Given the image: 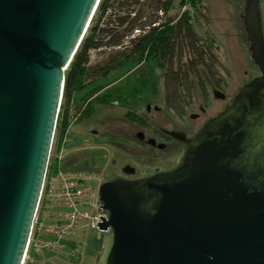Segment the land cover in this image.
Segmentation results:
<instances>
[{
  "label": "water",
  "instance_id": "95a60500",
  "mask_svg": "<svg viewBox=\"0 0 264 264\" xmlns=\"http://www.w3.org/2000/svg\"><path fill=\"white\" fill-rule=\"evenodd\" d=\"M101 0H0V264H24L66 72ZM245 0L260 76L184 141L173 171L98 189L96 264H264V34ZM177 136V135H176ZM179 136V135H178Z\"/></svg>",
  "mask_w": 264,
  "mask_h": 264
},
{
  "label": "rangeland",
  "instance_id": "374dc122",
  "mask_svg": "<svg viewBox=\"0 0 264 264\" xmlns=\"http://www.w3.org/2000/svg\"><path fill=\"white\" fill-rule=\"evenodd\" d=\"M175 1L178 2L177 0ZM186 3H181L180 6L175 3L173 9L163 15V20L165 21L167 18H177L178 16L181 17L184 12L193 9L192 5ZM196 5L198 8L195 11L192 10V27L198 42L196 44L199 45L206 40L211 41L213 52H211V56L214 59L216 58L217 68L220 70V74L225 73V71L229 69L228 72L230 74L238 76L241 75L244 70H248L250 78L255 76L257 70L247 51L249 44L243 25V19L240 18L239 15L240 11H244L245 0H199ZM147 13L151 18H148V20L144 18L143 21L147 22L149 27L141 32L136 31L132 36L133 38L143 36L149 33L153 27L157 28L160 26L158 24H156V26L152 25V10L150 8ZM146 17H148V15ZM161 26H163V24H161ZM130 39H125L124 46L117 48L107 47L100 51L92 52L91 64H103L110 54L116 55L124 53L127 51L125 48L130 46ZM185 46H179L176 49L170 64L167 65V71H163L165 77L162 76L163 73L161 70L153 67L149 63H144L121 80L96 95L92 100L95 105L96 113L89 117V120L109 115L113 119L120 117L122 122V119L129 114L126 113L128 111H135L140 114L138 108L142 106L143 102L146 100L157 102L163 98L164 86L167 89L166 91L170 94L175 95L178 90H181V95H183L182 89L178 86L180 82L178 80L179 77L181 80H184L185 77L191 79L193 77L195 78L196 74L199 75L200 72H203L200 68L184 69L185 67L183 64L190 59L189 51ZM205 58H208V56ZM163 79H165L164 82ZM157 114L158 113H153L155 119L162 117V115ZM73 115L74 112H72L71 116ZM83 124L84 122L76 123L75 126L68 131V135L66 134V137H64L62 144V147L64 146V151L61 156L64 160L58 165L63 172L70 171L75 173L76 171L87 172L85 168L90 164L91 167L89 166V170H93L96 173L99 172V174H97L99 176V181L94 183V188L99 192L98 189L102 183L100 180H108L107 168L111 166L110 160L114 157L115 149L105 138L98 141L99 149L93 150L91 147H93V143L97 142V139L83 134ZM80 135H82L81 139L79 138ZM76 140L80 141L81 146H84V148L74 146ZM56 141L57 135H55L51 158L57 157V153L55 152ZM95 156H100V160H96V163L94 162ZM96 201H98V197H94L93 202ZM87 211L91 216L96 214L92 205L87 208ZM40 212L41 211H39L38 214L39 216L41 214ZM55 212L56 209L51 207L45 211L44 231L42 230L43 232L41 233L43 240L49 243H58L62 240L67 245L73 246L74 249L72 250L74 252H69V249L65 251L64 248L49 247L46 245V242L42 240L41 243L37 242V245L33 246V254L35 252L34 256H31V250L29 251L28 249L29 253L27 252L24 264H96V258L101 251L102 241L99 240L96 245L97 247H95L94 243L95 239H100L102 234L99 231L91 230L86 226L87 224L85 222H82L81 224L86 226L84 230L75 232L71 236H63L60 238L58 235L48 231V229L57 223ZM63 212H67V210L63 209ZM36 234L37 232L34 229L31 237V244H33L34 239H36Z\"/></svg>",
  "mask_w": 264,
  "mask_h": 264
},
{
  "label": "flooded vegetation",
  "instance_id": "af4514ba",
  "mask_svg": "<svg viewBox=\"0 0 264 264\" xmlns=\"http://www.w3.org/2000/svg\"><path fill=\"white\" fill-rule=\"evenodd\" d=\"M177 1L176 4L180 6L183 0ZM152 3V25H161L170 20L168 18L163 20V15L173 9L165 8L167 0H152ZM259 9L264 30V0H260ZM243 13L240 11V18H242ZM178 17L171 19L172 22L177 23L182 18V16ZM201 44L205 46L203 52L205 57H209V61L200 66L203 72H200L199 75L196 74L195 78L188 79L185 77L184 80H181L179 77L178 86L182 89L183 95H181V90H178L175 95L170 94L164 86V96L161 100L157 102L146 100L138 108L140 114L135 111H128L126 113L129 114L122 119V122L120 117L113 119L109 115L91 120L89 117L80 119L73 116L68 131L76 123L84 122L83 134L97 139V142L93 143L94 145L91 147L93 150H98V141L105 138L115 149L114 157L110 160L111 166L107 168L108 180H100L102 183L118 179H146L175 170L182 163L187 150V143L184 138L186 140L194 138L210 119L222 113L233 102L242 87L260 76V71L253 61L257 74L251 78L248 70H244L238 76L230 74L229 69L220 74L216 58L211 56V41L206 40ZM164 81L165 79H163ZM153 113H158L157 115H162V117L155 119ZM79 138L81 139L82 135ZM74 146L84 148L78 140L75 141ZM63 148L64 146L59 152L61 156L64 151ZM61 156L60 158L57 157L60 162L64 160ZM99 157H94L95 163L96 160H100ZM88 165L91 167L90 164ZM89 166L85 168L87 172L83 173L98 178L99 172L89 170ZM90 171L93 172L89 173ZM102 238L103 235L100 239H95L94 245L99 240L102 241Z\"/></svg>",
  "mask_w": 264,
  "mask_h": 264
},
{
  "label": "trees",
  "instance_id": "16d2710c",
  "mask_svg": "<svg viewBox=\"0 0 264 264\" xmlns=\"http://www.w3.org/2000/svg\"><path fill=\"white\" fill-rule=\"evenodd\" d=\"M198 1L183 0L182 4L187 2L186 4L192 5L193 9L184 12L177 23H173L170 19L163 26L150 28L149 33L137 38L132 37L136 31L141 32L149 27L143 19L151 18L147 11L153 5L152 0L100 1L90 27L66 72L56 129V153H59L62 148L73 116L80 119L92 116L95 113L93 98L140 65L149 63L163 73L167 71V65L170 64L176 49L185 45L190 59L183 64L184 69L200 68L209 61V57L205 58L203 52L205 46L201 43L196 44L198 42L192 27V10L195 11L198 8L196 5ZM174 3H176L175 0H167L165 8L172 9ZM125 39H130V46L125 48L127 51L116 55L110 54L103 64H91L92 52L107 47L124 46ZM162 76L165 77V74L163 73ZM72 112H74L73 116H71ZM59 162L57 157L50 158L47 179L60 170L61 162ZM30 250L31 256H34L33 244L30 245Z\"/></svg>",
  "mask_w": 264,
  "mask_h": 264
},
{
  "label": "built area",
  "instance_id": "2783aa9c",
  "mask_svg": "<svg viewBox=\"0 0 264 264\" xmlns=\"http://www.w3.org/2000/svg\"><path fill=\"white\" fill-rule=\"evenodd\" d=\"M60 156V153L57 154V157L60 158ZM97 179L98 178L88 176L83 172H63L62 169H60L56 175L49 177L48 179L46 176L33 230L35 229L37 233L38 231L39 233L44 231V218L43 221H41V215L45 217V211L51 207L56 209L55 217L57 223L48 229L50 233L62 238L63 236H71L75 232L84 230L86 226L91 230L99 231L98 223H101L99 215L104 217L107 215L100 209L99 199L98 201L93 202L94 197H98V192L94 188V183L99 181V179ZM91 205L96 212L94 216H91L87 211V208ZM41 206L42 208L45 207V209L42 210ZM63 209L67 210V212H63ZM39 210H42L40 216L38 215ZM82 222H85L87 225L85 226L84 224H81ZM42 240L43 239L39 237L34 239L33 246L37 245V242L41 243ZM44 242H46V245L49 247L64 248L65 251L66 249H69V252H74L72 250L74 249L73 246L67 245L62 240L58 243ZM30 245L31 239L29 246Z\"/></svg>",
  "mask_w": 264,
  "mask_h": 264
},
{
  "label": "crops",
  "instance_id": "0c3cea01",
  "mask_svg": "<svg viewBox=\"0 0 264 264\" xmlns=\"http://www.w3.org/2000/svg\"><path fill=\"white\" fill-rule=\"evenodd\" d=\"M43 216L41 215V221H43ZM42 238L43 239V237H42V234L41 233H39V235H38V233L36 234V238Z\"/></svg>",
  "mask_w": 264,
  "mask_h": 264
}]
</instances>
